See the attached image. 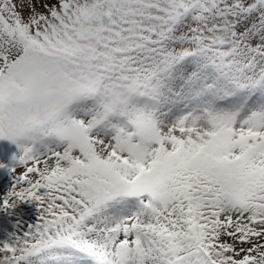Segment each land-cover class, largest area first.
I'll return each mask as SVG.
<instances>
[{
	"label": "snow or ice",
	"instance_id": "obj_1",
	"mask_svg": "<svg viewBox=\"0 0 264 264\" xmlns=\"http://www.w3.org/2000/svg\"><path fill=\"white\" fill-rule=\"evenodd\" d=\"M0 141V264H264V0H0Z\"/></svg>",
	"mask_w": 264,
	"mask_h": 264
},
{
	"label": "rangeland",
	"instance_id": "obj_2",
	"mask_svg": "<svg viewBox=\"0 0 264 264\" xmlns=\"http://www.w3.org/2000/svg\"><path fill=\"white\" fill-rule=\"evenodd\" d=\"M13 155H18V149L8 141H0V162L5 164L11 163ZM0 177L5 179L3 188H0V195H3L7 188L11 186V176L5 169H0ZM39 216L37 207L33 204L22 203L14 210L12 216L0 213V244L8 241L9 236L19 226L26 228L28 225H34Z\"/></svg>",
	"mask_w": 264,
	"mask_h": 264
}]
</instances>
